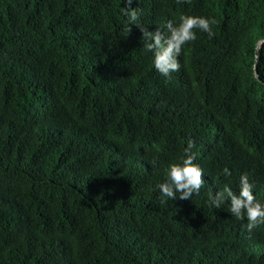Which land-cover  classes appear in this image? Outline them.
<instances>
[{
	"label": "trees",
	"instance_id": "16d2710c",
	"mask_svg": "<svg viewBox=\"0 0 264 264\" xmlns=\"http://www.w3.org/2000/svg\"><path fill=\"white\" fill-rule=\"evenodd\" d=\"M124 7L0 0V264H264V224L207 206L241 174L264 203V0H134L135 24ZM181 15L212 35L165 78L138 27ZM188 140L204 184L168 200Z\"/></svg>",
	"mask_w": 264,
	"mask_h": 264
},
{
	"label": "clouds",
	"instance_id": "9594fccd",
	"mask_svg": "<svg viewBox=\"0 0 264 264\" xmlns=\"http://www.w3.org/2000/svg\"><path fill=\"white\" fill-rule=\"evenodd\" d=\"M125 7L123 14L130 24H135L140 16L138 8L129 7L134 0H123ZM214 21L199 16L179 17L178 23L169 21L166 25V33L159 29L149 32L145 27H138L142 34L144 48L151 53L153 68L161 76L167 78L170 73L176 72L180 64L178 57L181 49L188 42L196 39L195 30H199L211 36L210 25ZM128 31V30H127ZM194 142L188 140L184 148V154L177 162H170L166 167L165 179L157 185V190L161 196L168 200H188L194 194H199L204 184L202 180V169L194 163L195 155L192 151ZM225 175H230L228 169H224ZM254 184L249 182L246 174L239 177V190L233 192L229 186H224L222 190L211 192L208 197L207 206L212 209H220L227 201L229 212L236 219H246V228L251 231L257 226L264 224V203L258 201L253 194Z\"/></svg>",
	"mask_w": 264,
	"mask_h": 264
}]
</instances>
